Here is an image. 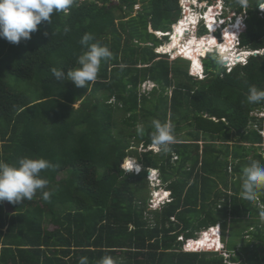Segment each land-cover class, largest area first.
<instances>
[{
    "label": "trees",
    "instance_id": "16d2710c",
    "mask_svg": "<svg viewBox=\"0 0 264 264\" xmlns=\"http://www.w3.org/2000/svg\"><path fill=\"white\" fill-rule=\"evenodd\" d=\"M180 1L72 0L30 39L13 44L0 38V160H48L54 167L40 175L49 181L45 190L57 189L47 200L38 191L30 201L0 202V264H78L82 256L89 264L104 256L116 264H264V190L261 205L240 196L242 169L252 161L264 164V119L252 115L264 110V102L246 99L249 86L264 90V54L227 71L214 59L217 49L201 46L216 47L213 36L187 40L182 50L198 55L193 74L202 67L199 56L204 67L203 78L190 75V61L159 54L162 41L149 31L170 32L182 18ZM224 2L246 15L241 45L264 49L258 10L264 0H248L247 6ZM185 19L165 49L182 42L190 26ZM85 33L92 34L90 43L109 47L112 57L85 87L57 81L53 68L67 74L80 67ZM192 44L200 47L189 49ZM8 74L35 85L36 98L15 91ZM148 81L152 90L142 92ZM153 119L174 125L176 143L166 153L147 150L153 147ZM129 157L142 166L140 173L122 167L127 158L140 170ZM151 169L171 194L156 209L150 208ZM217 225L229 258L183 250L188 240ZM212 240L205 236L192 248Z\"/></svg>",
    "mask_w": 264,
    "mask_h": 264
},
{
    "label": "clouds",
    "instance_id": "9594fccd",
    "mask_svg": "<svg viewBox=\"0 0 264 264\" xmlns=\"http://www.w3.org/2000/svg\"><path fill=\"white\" fill-rule=\"evenodd\" d=\"M184 1L185 0L180 1L181 6L182 2ZM196 1L197 3L189 2L190 5L188 10L191 9L189 14H198L200 12L199 4L205 3V0ZM71 2L72 0H0V38H3L13 44H18L22 39H30L31 33L38 30V25H40L42 21H47L51 24V17L53 13L63 11L70 6ZM219 2L222 4V0ZM247 2L248 0H239L241 6H247ZM209 5L210 6H207L203 11L201 19L195 18L190 14L194 19H198L195 23L191 24V26H194L195 32L200 31L201 28H205L208 32V35L218 31H226L221 29L220 26H223L224 29H227L226 23L231 19L232 21L234 20L232 24L234 28L238 27L241 29L243 25L240 24V21L236 16L239 14L234 12L235 16H232L231 14L233 11L227 10L230 9L229 7L222 5L219 8L218 3L215 5ZM258 8L264 9V2L260 4ZM259 12L262 13L264 10H260ZM184 13L186 12L184 11ZM211 26L216 27L214 31L211 30ZM65 31H67V29H65ZM156 34H159V36L162 35L163 37L164 34L169 36L168 33L161 31H157ZM45 35H47V33H45ZM194 39L196 41L198 40L196 37ZM92 40L93 36L90 33H85L80 40V44L87 48V50L78 57L77 63L80 67L69 69L67 74H65L62 69H52V73L57 81H63L67 79V81L73 82L77 87H85L89 82L95 81L97 79L101 62L103 60L110 59L113 53L110 51L109 47L102 46L98 42L90 43ZM163 46L164 45H160L157 47V50L161 49ZM241 47L244 46H242L239 42L238 48ZM215 49H217V47ZM246 52L247 55L244 56L241 61H235L236 63L232 64L233 67L230 68V70L238 64H246L249 57L252 55L256 56L261 52L264 54V49H249L246 50ZM158 53L161 54L159 51ZM164 53L165 54L163 55L168 56L166 52ZM202 57L203 56H199V60L201 59L200 61L203 68L202 76H194V74L191 72L190 65V73L192 76L197 78L204 77ZM182 58L189 60L191 63L193 61L192 58L187 57V55ZM214 59L218 65L224 64L226 68H229L231 65V62L227 63V61L224 60L222 53L218 52ZM246 99L250 104L262 103L264 102V90H259L254 85L249 86ZM151 126L154 129V131L151 133V142L153 148L157 152H168L170 150V146L176 143L173 123L171 121L161 122L159 119H153L151 121ZM137 132L138 134H143V127L138 125ZM138 166L140 167V170L135 173H140L142 170V166L140 164H138ZM52 167H54V165L42 157H21L16 164L11 165L4 162L3 160H0V202L7 201L12 204H18L24 200L30 201L38 191L42 192L44 199H49L57 189L45 190L48 187L49 181L46 178H42L40 174L42 170H47ZM155 173L158 175L157 171L151 169L149 171L148 178L150 176H154ZM241 179V199L249 202L255 201L260 195L261 190H264V164H262L260 161H252L242 169ZM153 182H158L160 184L159 177L154 178ZM162 191L164 194L169 193V197L165 198V200L171 198L169 191L166 189H162ZM153 199L154 196L152 195L151 201ZM167 201L169 202L170 200ZM153 202L154 200L152 203ZM162 203L165 204L164 200ZM259 216L260 219L264 221V211H261ZM211 232L216 233L215 242L213 244V246L215 245V248H206L205 250H200V248H192L186 252L204 251L222 254L224 252V243L222 241L221 226L217 225L210 227L209 229L202 231L201 234L204 235ZM199 238L197 240H188L184 247L190 243L198 242ZM184 249L185 248H183V250ZM78 264H89V260L86 256H82L79 258ZM98 264H116V262L111 256H104L98 261Z\"/></svg>",
    "mask_w": 264,
    "mask_h": 264
},
{
    "label": "rangeland",
    "instance_id": "374dc122",
    "mask_svg": "<svg viewBox=\"0 0 264 264\" xmlns=\"http://www.w3.org/2000/svg\"><path fill=\"white\" fill-rule=\"evenodd\" d=\"M219 1H221V0H219ZM219 1L218 0H205V3L199 4L200 12L198 14H196V13L195 14L194 13H190V14L192 16H194L195 18H198V19L200 18L201 19L202 18L201 16L203 15V11L206 9L207 6H210L209 4L215 5V4L218 3V7L219 8L222 5L226 6L224 0H222V4ZM189 2L190 3L191 2L197 3L196 0H190V1L182 2V6L180 5L181 8H182V18L171 28L172 30L170 32H168L169 36L167 34H164V37L163 36H159V34H156V32L152 31L153 29H152L151 26L149 27V31L151 33L153 32L154 34H156L157 38L160 41H162V45H164L161 49L156 50V51L157 52L159 51L161 53V55L165 54L164 52H166V54H168V57L171 59V61L172 60H177L179 58H182V57L186 56L185 55V52L182 50L181 47H185L186 46L187 40H188V43H189L190 41H192V38H193L194 43H195L196 42V40L194 39L195 37H196V39H198L197 42H201L205 38H208V37L213 36L219 42L217 44V46H216L217 47V51L219 53H222V55L224 57V60H226L227 63H228V60L229 59H234V61H231L230 67L227 68V71H229L230 68L233 67L232 64L236 63L235 60L237 59L236 61H241L242 58L247 55L246 50H249V48H245V47L238 48L239 42L241 43V38H239L240 37V33L243 32V31L244 32H247L248 31V25H247V22H246V15H245V13L236 15L237 18H238V20L240 21V24L243 25V26L241 25L242 26L241 29L238 28V27L237 28H234V26L232 25L234 20L232 21V19H231V20H229L226 23L227 29L228 30L230 29V31L227 32L226 34L224 33L225 31H223V32L218 31L216 33H211L210 35H206L208 33H206L205 35H201V32L200 31L195 32L194 31V26H191L192 22L195 23L198 19H194L189 14V11H191V9L188 10L189 5H190ZM135 9L136 10L137 9H140V5H137L135 7ZM227 10L231 11L232 9L230 8V9H227ZM258 10L260 11V10H264V9L258 8ZM184 11H186V13H184ZM229 11H227V12H229ZM234 12L235 11H233V13L231 14L232 16H235V13ZM185 17H186V19H185ZM259 17L261 18V20L264 21V12H262V13L260 12ZM184 19H185L184 24L188 25L187 22L190 24V26H186L188 28V33H186L185 35L182 36V38H183L182 42L179 43V44H177V45H175V49H173V50H168L170 48L165 49L167 45L173 43V38L177 34L176 33V29L177 28L175 30H174V28L175 27H179L178 24H180L182 22V20H184ZM190 21H192V22H190ZM217 26H219V25H217ZM220 27H221V29L227 31V29H224L223 26H220ZM215 28L216 27L211 26V29L212 30H215ZM181 29L178 28L177 31L181 32L180 31ZM231 33H232V39L230 37ZM192 45L193 46H191L189 49H191V48L192 49H196V48H199L200 47L199 44H197V45L192 44ZM201 46H202L203 49H209V51H211V52L216 48V47H212L211 48L210 45L208 44V42L207 43L206 42H203ZM221 48H222V50L220 51ZM166 50H168V51H166ZM231 53H234V58H232ZM235 54H236L237 57H235ZM260 54H263V52H261ZM191 55L192 56H190V58H192V60L194 61V63H197V56H198L197 53H194V54H191ZM187 57H189V56H187ZM185 60H187V59H185ZM187 61H189V60H187ZM192 68H194V67H193V64L191 63V72L193 73ZM189 74L192 75L190 73V71H189ZM202 74H203V68L201 70H199V71H196L194 73V76H202ZM6 79L8 80L9 84L11 85V87L15 91L25 92L26 95L29 98L30 97L31 98H36L37 87H35V85L31 84L30 82H26V81L17 79V78H15V77H13V76H11L9 74H8V77H6ZM153 86L154 85H153V83L151 81L150 82L149 81L148 82H145L142 85V92L152 90V87ZM252 115L255 116L256 118L264 119V110L257 109L256 111L252 112ZM121 126H123V125H121ZM254 128L257 129V127H255V126H254ZM188 129H190V128L185 129L186 133L188 132ZM260 133L262 134V136L264 138V132H260ZM231 144H232V142H231ZM262 147H264V145H262ZM151 149H153L155 151V149L153 147L147 148V150H151ZM139 151H142L143 152L145 150H144V148L142 146H140L139 147ZM155 152H157V151H155ZM129 158H132L131 160H134L135 162H137V160L135 158H133V157H129ZM126 159H125L124 164H123L122 167L127 172H138L139 170H137L135 168H132V165ZM174 160H176V159H174ZM61 177H64V175H61ZM157 177H159V174L157 175L156 173L154 174V176H150L149 178L147 177L149 179V181H150L149 184H150V190H151V198H152V195L154 196V199H153L154 202L152 203L153 200L151 201L150 208L152 207L154 209L159 208V206L163 205V203H162L163 200H164V203H167L168 202L167 200H171V198L165 200V198H168L169 197V193L164 194L163 191H162V189H165V188L164 187H161V185L158 182H156V183L153 182L154 181V178H157ZM159 181H160V179H159ZM256 201H257L258 205H261L260 204L261 202L259 201L258 198L256 199ZM262 208H263V206H262ZM199 236H200V238L198 240L199 242H200L201 238H204L205 236L211 237L213 239V241L210 242V243H208L206 245V247L209 248V249L210 248H215V245L214 246L212 245L215 242V237H216V233L215 232L206 233L204 235L200 233ZM192 244L193 243H190L189 245H187L186 247H184L185 248L184 250L185 251H188L189 249H192ZM223 247H224V252L221 255L225 256V258L227 259V258H229L230 255L226 252V248H225L224 245H223ZM200 250H205V249L202 247V248H200ZM262 250L264 251V249H262ZM262 250H260V253L263 254L264 252ZM246 259H247L246 255L243 254V260H246Z\"/></svg>",
    "mask_w": 264,
    "mask_h": 264
},
{
    "label": "bare ground",
    "instance_id": "6f19581e",
    "mask_svg": "<svg viewBox=\"0 0 264 264\" xmlns=\"http://www.w3.org/2000/svg\"><path fill=\"white\" fill-rule=\"evenodd\" d=\"M190 22H192V21H190ZM192 23H193V22H192ZM161 36H162V35H161ZM200 68L202 69V67L200 66V67H198V71L201 70ZM195 72H196V71H195ZM195 72H194V73H195ZM212 241H213V240H212ZM212 241H211V242H212ZM195 244H197V242L193 243L192 245H195ZM202 247L204 248V247H206V245H205V246H202Z\"/></svg>",
    "mask_w": 264,
    "mask_h": 264
},
{
    "label": "built area",
    "instance_id": "2783aa9c",
    "mask_svg": "<svg viewBox=\"0 0 264 264\" xmlns=\"http://www.w3.org/2000/svg\"><path fill=\"white\" fill-rule=\"evenodd\" d=\"M186 1H189V0H185L184 2H186ZM186 12V11H185ZM239 42V41H238Z\"/></svg>",
    "mask_w": 264,
    "mask_h": 264
}]
</instances>
